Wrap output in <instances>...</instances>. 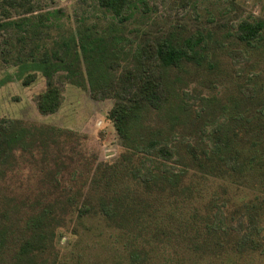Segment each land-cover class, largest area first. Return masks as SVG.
<instances>
[{
	"label": "trees",
	"instance_id": "obj_1",
	"mask_svg": "<svg viewBox=\"0 0 264 264\" xmlns=\"http://www.w3.org/2000/svg\"><path fill=\"white\" fill-rule=\"evenodd\" d=\"M130 2L98 0L99 7L120 23L126 20L123 14ZM38 18L41 21L43 16ZM27 20L13 24L27 35L38 36L39 28H22ZM9 25L2 23L0 28ZM263 32L264 23L257 21L235 36L257 48L264 44ZM124 40L116 26L99 36L84 29L61 39L49 56L38 61L47 86L36 100L41 115L53 114L60 105L56 75L73 86L87 87L96 101H113L109 116L122 152L111 163L90 166L84 186L76 183L81 176L76 171L73 184L60 187L55 172L45 169L39 176L50 186L43 189L47 193L30 201L19 198L20 206L16 205L18 194L14 190L16 199H12L4 185L18 160L24 155L34 159L49 144H56L57 137L73 135L19 120L0 122V262L11 251L8 264L55 263L56 255L50 253L53 231L63 224L64 216L75 212L78 221L99 217L118 229L129 264H144L152 257L143 247L146 233L153 240L174 236L166 225L158 226L159 213L164 220L176 221L175 210L193 202L208 179H228L235 187L249 181L256 194L234 206L219 195L210 197L202 210L193 207L188 218L179 220L175 237L189 241L194 260L218 259L227 252L264 253V190L258 193L264 189V95L259 97V90L249 87L231 103L227 116L226 108L214 103L216 99L203 100L197 109L187 103L182 86L189 73L186 65L201 63L198 44L167 37L126 47ZM33 78L27 76L25 84ZM151 117L157 122L151 123ZM22 209L26 220L19 226L12 219Z\"/></svg>",
	"mask_w": 264,
	"mask_h": 264
},
{
	"label": "rangeland",
	"instance_id": "obj_2",
	"mask_svg": "<svg viewBox=\"0 0 264 264\" xmlns=\"http://www.w3.org/2000/svg\"><path fill=\"white\" fill-rule=\"evenodd\" d=\"M142 1L131 0L123 14L126 20L120 23L118 17L99 7L98 0H0V25L10 24L6 29L0 28V122L19 120L73 135L57 137L56 144H49L34 159L24 155L18 160L17 169L7 175L4 185L12 199H16L14 190L18 194L16 205L20 206L19 198L30 201L47 193L43 189L50 186L42 183L39 176L45 169L55 172L60 187L72 185V172L76 171L81 175L76 183L84 186L90 166L111 163L122 152L115 123L109 116L113 101L92 99L87 87L73 86L56 75L54 82L60 89L58 109L48 115L37 110L36 100L47 87L39 59L49 56L57 42L77 31L87 29L99 36L116 26L124 34L121 43L125 45L126 41V47L167 37L198 44L201 63L186 65L189 73L182 86L187 103L197 109L203 100L216 99L214 103L223 105L227 116L231 103L242 98L249 87L259 90V97L264 95V44L256 48L235 36L239 29L257 21L264 23V0ZM22 19H28L23 29L39 28L40 34L33 37L18 30L13 23ZM29 75L34 78L25 84ZM156 122L151 117V123ZM244 183V187H235L228 179H208L201 183L193 202L175 210L176 221L164 220L159 213L158 226L166 225L174 236L161 235L153 240L146 233L143 247L151 251L152 257L144 264H264V253L236 256L227 252L218 259L194 260L196 256L188 252L189 241L175 237L179 220L188 218L193 207L202 210L212 196L230 200L231 206L254 198L251 182ZM14 217L12 220L20 222L19 226L26 220L23 209ZM64 217L63 224L53 231V264H129L118 229L108 227L99 217L87 216L78 221L75 212ZM11 260V251H6L0 264Z\"/></svg>",
	"mask_w": 264,
	"mask_h": 264
}]
</instances>
